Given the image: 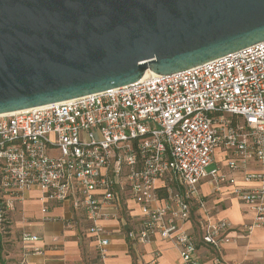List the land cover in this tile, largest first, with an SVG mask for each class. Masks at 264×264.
<instances>
[{"label": "built area", "instance_id": "2783aa9c", "mask_svg": "<svg viewBox=\"0 0 264 264\" xmlns=\"http://www.w3.org/2000/svg\"><path fill=\"white\" fill-rule=\"evenodd\" d=\"M218 149L225 171L208 169ZM237 172L258 184L240 185ZM205 179L217 191L229 185L254 213L246 232L264 228V40L179 72H150L124 86L0 114V234L25 192L38 187L44 202L69 201L83 213L104 261L105 221L120 220L131 199L142 220L126 232L132 243L160 237L178 250L179 264H200L185 227L194 209L206 244L236 239V227L213 216ZM39 239L22 235L26 245Z\"/></svg>", "mask_w": 264, "mask_h": 264}, {"label": "water", "instance_id": "95a60500", "mask_svg": "<svg viewBox=\"0 0 264 264\" xmlns=\"http://www.w3.org/2000/svg\"><path fill=\"white\" fill-rule=\"evenodd\" d=\"M264 40V0H0V114L171 74Z\"/></svg>", "mask_w": 264, "mask_h": 264}, {"label": "crops", "instance_id": "0c3cea01", "mask_svg": "<svg viewBox=\"0 0 264 264\" xmlns=\"http://www.w3.org/2000/svg\"><path fill=\"white\" fill-rule=\"evenodd\" d=\"M217 150L212 163L225 171V156ZM213 167V168H214ZM248 169L257 170L250 162ZM238 183L252 187L257 182L245 183L243 173L237 172ZM201 190L208 205L214 209L213 216L227 219L236 228L231 235L236 239L215 248L202 240L201 213L194 209L185 227L194 235L197 242V259L200 264H264V228H256L251 233L244 229L254 219V213L232 192L229 185L215 189L210 179L201 182ZM43 192L34 187L26 191L23 205L13 216L14 234L34 233L40 239L25 244L20 236L16 251H12V261L5 264H179L180 256L173 244L160 237L147 244L132 243L126 232L141 226V207L133 200L124 205L120 220L105 221L110 239L108 257L101 260L96 251L95 237L88 232L89 223L82 212L76 211L69 201L44 202ZM48 206L43 212L44 205ZM196 218H195V217ZM195 218V219H194ZM239 236V237H237ZM34 248L40 250L35 252ZM157 254V257H156Z\"/></svg>", "mask_w": 264, "mask_h": 264}, {"label": "rangeland", "instance_id": "374dc122", "mask_svg": "<svg viewBox=\"0 0 264 264\" xmlns=\"http://www.w3.org/2000/svg\"><path fill=\"white\" fill-rule=\"evenodd\" d=\"M214 166L215 165H210L208 169L211 170ZM13 216H14V213H11L9 215L8 217L9 223L7 224L4 232L0 234V264H3V263L5 264L6 261L7 262L12 261L13 258L8 255L12 254V251H16L17 249L16 243L19 240L20 236L22 237L23 235L22 232H20L19 237L18 235L16 236L14 234L15 231L13 230V226H14Z\"/></svg>", "mask_w": 264, "mask_h": 264}, {"label": "bare ground", "instance_id": "6f19581e", "mask_svg": "<svg viewBox=\"0 0 264 264\" xmlns=\"http://www.w3.org/2000/svg\"><path fill=\"white\" fill-rule=\"evenodd\" d=\"M150 72H151V71H149V70H148V71H146L145 75H146V74H148V73H150Z\"/></svg>", "mask_w": 264, "mask_h": 264}, {"label": "trees", "instance_id": "16d2710c", "mask_svg": "<svg viewBox=\"0 0 264 264\" xmlns=\"http://www.w3.org/2000/svg\"><path fill=\"white\" fill-rule=\"evenodd\" d=\"M4 264V263H3Z\"/></svg>", "mask_w": 264, "mask_h": 264}]
</instances>
